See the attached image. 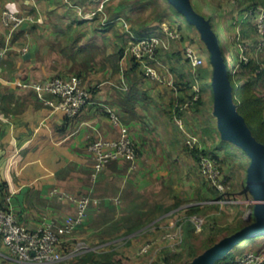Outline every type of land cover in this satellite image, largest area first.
Returning <instances> with one entry per match:
<instances>
[{
  "label": "crops",
  "instance_id": "obj_1",
  "mask_svg": "<svg viewBox=\"0 0 264 264\" xmlns=\"http://www.w3.org/2000/svg\"><path fill=\"white\" fill-rule=\"evenodd\" d=\"M56 1L0 0V93L3 98V105L0 108V198L4 206L11 209L19 221L31 230L46 225L59 228L63 225L66 216L79 214L78 205L71 197L87 196L90 198L87 214L77 229H82L85 237L96 233V235L101 234V241H108L109 237L105 235H109L107 233L110 229L116 232L123 228L125 231L133 230L153 219L163 218L161 214L168 208L181 204L179 194L176 191L169 194L167 190V172L160 170L159 165L154 166L156 157L161 165L166 163L165 156H168L170 148H177L181 140L188 148L192 144V150L199 148L214 152L216 147L217 153L220 149L228 150L230 144L236 146L238 150H243L249 162L247 161L246 183L241 184V189L243 195L247 196L248 202L253 203L250 201L251 191L248 185L252 160L240 145L225 137L222 132L215 109L211 81L212 66L210 68L207 65L209 69H205L209 72V76L201 78V68H204L206 63L195 72L194 68L184 60L183 50L186 46L180 49L178 47L176 51L170 50L160 57L163 59L165 55L168 59L175 60L174 57L178 58V54L181 53L182 58L179 60L186 62L188 78L174 74L175 87L169 85V76L163 80H153L137 73L136 68L130 72L134 66L133 60L137 59L129 51L126 40L121 43L122 35H118L119 40L116 38L114 40L115 50L112 55L115 60H111V54L108 55L110 57L107 60L113 64L104 60L91 61L88 57L84 59L87 52L93 56L91 51H96L97 47L103 51L101 45L103 43L97 39L98 37H94L99 32H95V29L88 30L89 24L100 21L97 30H100L101 34H111L113 27L117 26V23L113 22L114 17L123 10V3L118 4L117 10H114L111 3L114 0H61L68 4L69 11H73V23L78 22L75 30L77 35L72 43L71 41L69 43L57 36H63L64 31H56L61 34H56L51 29L47 31L50 23L49 13L55 10ZM233 1L248 5L253 0ZM102 2H104L103 11H100L99 6ZM40 3L45 4L48 9L47 14L43 15L39 11ZM80 8L86 14L97 12L98 18L80 16ZM4 10L23 17V24L13 28L12 22L8 25L4 23L2 20ZM201 15L205 18L204 14ZM240 17L241 14L236 19L239 23ZM206 19L217 36L223 57L220 34L213 27L211 18ZM105 20L108 23L103 25ZM238 21L234 23L237 24ZM249 22L251 21L243 22L247 25L243 30L241 28L237 30L236 26H233V33L242 30L244 39H249L255 47L259 37L249 38L252 35L248 27ZM153 26L143 25L136 31L140 35H145ZM89 34L93 35L87 37ZM78 35L82 36L83 40L85 38V41L82 40L76 49L80 40ZM178 43V41L174 42L175 45ZM234 46L238 48L236 44ZM196 48L199 50L197 45ZM70 53L73 55L71 58ZM55 54L59 57L65 55L66 59L63 64L61 63L60 71L76 74L68 76L69 78L79 76L89 68L91 70L97 68L110 77L104 81V84L108 85L101 86L104 90L109 88V91L107 93L99 91L96 97L93 96L88 107L74 118L44 104L39 100L36 91L28 86L32 81L50 79V76L57 71L58 66H51ZM223 60L225 62L224 58ZM131 61L133 66L129 69L127 67L126 70L125 67L129 66ZM112 68L117 72L115 73L117 80L112 75ZM118 79L122 85L116 82ZM177 81L191 83L185 91H180L177 89ZM203 83L212 88L214 107L212 115L215 121L207 115L209 98L205 97V94L202 97ZM156 86L162 87L159 89L161 91H157ZM197 86L202 92L201 102L197 104H193L191 100L186 102L188 95L197 92ZM167 87L170 89V95H166L163 90ZM119 89L126 93L123 95ZM144 99H148L149 103ZM148 110L153 111L150 117H146ZM111 113L120 116L119 124L114 122ZM123 127H127L138 145L139 158L136 168L132 169L127 159L110 160L104 167L98 168V160L89 149L91 141L99 137L118 139ZM214 127L217 128V133L214 132ZM169 129H172V134ZM218 134L221 136L219 140L224 141L227 146L217 141ZM169 156L172 161L178 160L174 154ZM203 187H198L196 196L202 192L208 198L196 205L237 204L233 202L236 200L231 198L233 195L220 193V196L214 199L208 187ZM196 188L194 185L193 194ZM252 215L255 216L254 213ZM248 224L237 227L235 231L232 229L226 231H233L230 234L232 235ZM260 235L264 236V232ZM248 241V238L239 240L228 252L237 248L245 249ZM217 260L214 264L219 262ZM0 264H2L1 258Z\"/></svg>",
  "mask_w": 264,
  "mask_h": 264
},
{
  "label": "rangeland",
  "instance_id": "obj_2",
  "mask_svg": "<svg viewBox=\"0 0 264 264\" xmlns=\"http://www.w3.org/2000/svg\"><path fill=\"white\" fill-rule=\"evenodd\" d=\"M110 2V1H109ZM113 4L112 8L114 10H117L118 4L123 3V10L119 13L121 17H124L132 29H137L143 25H162L167 24L172 29H177L182 33V39L179 41L178 44H174L171 47V51L174 52L182 47L184 48L186 45H194L198 46L199 51L201 54L206 58V64L204 68H201V72L206 71L209 69V53L208 50L203 42V40L200 37V34L198 33L197 29L194 26H189L187 24V20L176 10L174 5L169 0H114V2H111ZM110 3V4H111ZM191 3L195 10L199 12L200 14H204L205 18L210 17L213 23V27L216 29V31L219 32V40L220 43H222V50H223V58L225 59V64L227 69L232 73L233 68L235 64L240 60L239 53H240V44H242L244 47H248L251 52L249 51L250 57H254V43L251 44V41L249 39H244L241 31L246 24L242 22L243 20V13L245 10L248 9L247 4L241 3H235L233 0H191ZM38 5V4H37ZM111 6V5H110ZM39 11L44 15L47 14V8L45 7L44 3H40L38 6ZM200 9V10H199ZM67 11V12H66ZM241 14L240 17V23L237 19V17ZM49 19L50 23L47 27V31L49 29L53 30L55 33L56 31H64L63 36L57 35L58 38H63L66 41H72L76 37V24L73 23L74 16L73 11H69L68 4H65L61 0L56 1V8L52 12L49 13ZM238 21L237 24L234 22ZM97 23L89 24L88 30L95 29V32H99L94 36L95 38L99 39L103 44V51L99 50L97 47L96 51H91L93 53V56L90 55V53H86L84 59H87V57L92 61L95 59L96 61L107 60L111 56V60H115L114 56L112 55L115 50L114 40L115 38L119 40L118 35L123 38L121 40V43L125 42L128 44V39L126 35L123 34V30L120 26V24H117V26L113 27L111 34H101L100 30H97V24L100 21H96ZM62 24V25H60ZM248 27L250 28V31L252 35H250V39H254L256 37L257 39V30H255V26L253 22L248 23ZM233 26H236L237 30L240 28L241 31H237L236 33H233ZM86 27V26H84ZM223 31V32H221ZM61 34V33H56ZM95 34V33H93ZM93 34H89L90 37ZM62 36V37H61ZM80 40L78 41L77 48L82 42V36H77ZM231 37V38H230ZM259 37V36H258ZM247 38V37H246ZM85 41V38L83 42ZM232 41V43L230 42ZM235 42V43H234ZM238 46V51L235 48L234 45ZM256 45V44H255ZM76 47V46H75ZM173 49V50H172ZM169 50V51H170ZM168 51V52H169ZM166 52V53H168ZM170 52V53H172ZM165 53V54H166ZM68 54V53H67ZM111 54L110 56H108ZM164 54V53H163ZM64 57L65 55L62 54ZM162 55V54H161ZM160 55V56H161ZM163 62L166 63L169 67H175L174 70H182L184 76L187 77L186 73L188 71V67L186 62L184 63L181 60H178L179 58L174 57L173 59H168L167 56L163 55ZM59 57L57 54L54 55V58L51 60V66L57 67V71L54 72L50 78L55 76H62V77H68L72 75H76L75 73H62L60 71V65L61 63L65 61L66 57ZM70 58L73 57V55L70 53ZM264 58V55L259 57L258 59ZM67 61V60H66ZM174 61V63H173ZM111 62V61H109ZM112 63V62H111ZM132 61L131 64L126 66L128 69L132 67ZM113 64V63H112ZM204 65V64H203ZM202 65V66H203ZM124 66V65H123ZM137 73H140L142 76L144 73L142 72L141 68L138 67ZM211 68V66H210ZM206 69V70H205ZM212 69V68H211ZM104 70V68L102 69ZM106 71V69H105ZM108 71V70H107ZM173 71V70H172ZM112 72L115 76V79L117 80V75L115 73L114 68H112ZM174 73V72H173ZM177 75V73H174ZM232 77L235 79L241 78L240 72L238 73H232ZM82 79V83L85 87L89 88L91 90V95L96 97L99 94V91H103L107 93L109 91V88H101V86L104 84V81H107L110 77L106 75L103 71L97 70V68L92 69L89 68V70L82 72L81 75H79ZM246 76V75H245ZM177 77V76H176ZM188 78V77H187ZM113 79V78H112ZM177 79V78H176ZM212 81V80H211ZM119 85H122L120 79L116 81ZM108 84H104L106 86ZM202 85V84H201ZM200 86V85H199ZM157 91H161L159 89H162L160 86L155 87ZM158 88V89H157ZM96 89V91H95ZM197 90L200 89V87L197 86ZM120 92L124 95L126 91L119 89ZM165 91L166 95H170L169 91L170 89L167 87L163 89ZM258 90L261 94L264 95V81L260 82L258 85ZM203 95L202 97H208V117L211 119L216 120L215 117L212 115V112L214 111L213 107V98H212V88L208 86L207 84L203 83ZM163 92V91H162ZM173 92V91H172ZM138 94V93H137ZM200 96L202 92L200 91ZM92 97L91 100L94 98ZM144 97V96H143ZM207 98V99H208ZM145 100V99H144ZM146 99L145 101H147ZM151 102V101H150ZM149 103V100H148ZM207 103V100H206ZM89 105V104H88ZM88 105L86 107H88ZM145 108V107H144ZM237 108V107H236ZM156 114V111H155ZM153 115V111L150 112L148 110L147 116L150 117ZM212 115V116H211ZM153 121V120H151ZM150 126V124H149ZM153 129V128H152ZM169 132L172 134V129H169ZM150 134H152L150 132ZM219 136V134H218ZM221 136L218 137V142H220L222 145L227 146V144L220 139ZM182 139V138H181ZM181 140V143L176 146L177 148H170V152L168 156H165L166 163L161 165V162L154 158V166H158L160 170H164L167 172V190L169 191V194L173 192H177L179 194V197L181 199V204L177 206H173L172 209L169 211H166L165 213L161 214L163 215V218L156 220L153 219L152 221H147L148 223H144L143 225L135 227L133 230H127L125 231V228L119 230L118 232L114 230H109L107 234L105 235L109 237L107 239L108 241H101L100 236L101 234L93 233L92 235H87V237L83 236L82 229L76 230L74 234L71 236V239L66 242L64 245L65 251H72L74 250L79 243H81L80 248L76 252L75 255H72L69 258H66L62 260L58 264H77V257L79 255H82L84 250L88 251H115V264H167V262L164 260L167 255L172 256L171 253H182V256H177V258L174 257V259H171V262L173 264H200L202 257L204 254L213 246L216 244H219L222 240L227 238L232 231H226L222 238H218L216 242L212 243V237H209L211 232H204L205 229L216 225L217 227H229V229L235 230L237 226H243L245 223L250 222L251 214L254 213V204L249 203L247 200V197L243 195L244 192H242L241 184L246 183V177H247V161L249 162L248 157L244 156L243 152L239 151L236 146H231L228 148V150L220 149L219 152L218 149L215 147V153L219 159H216L218 161V164L221 167V171L223 173L224 178L227 180V189L226 194L233 195L231 197L232 199L236 200L233 202H237V204H230V205H222V204H202V211L200 214H193L203 217L204 224L203 228L199 231H195L194 238L190 241L192 243V248L190 247L188 251L184 252L182 250L181 244L178 245L176 242H171L169 239L165 238V235L168 233H176L181 228L180 225H182L180 222L184 220V218L188 215V208L198 204L202 200H205L206 195L201 192L200 195L196 196L198 194L197 189L198 187H208L210 190V193L212 195H220V192L218 190H214V188L209 185L206 181V175L202 172V166L200 159L197 160L195 156L192 154V148L191 145H189V148L185 145L184 141ZM235 145V144H234ZM209 151V150H208ZM212 152V151H211ZM171 154H174L175 157H178V160H171L170 156ZM239 155V156H238ZM200 157V156H199ZM196 185L195 194H193L192 188ZM192 187V188H191ZM203 187V188H204ZM202 188V189H203ZM228 198V199H231ZM200 205V204H199ZM204 205V206H203ZM247 215H250L248 217ZM234 228V229H233ZM183 230V227H182ZM183 233V232H182ZM185 239L184 233H183V240ZM183 243V241H182ZM66 246V247H65ZM259 247H264V241L261 243ZM87 251V252H88ZM240 251V250H239ZM241 251L247 253V252H254L256 251L254 245H251V247L247 246L241 249ZM171 252V253H170ZM67 253V252H65ZM170 253V254H169ZM184 254V255H183ZM181 255V254H180ZM260 259L264 260V248L259 254ZM0 258L2 261V264H18L16 263L12 256L10 255L7 248H5L2 244L0 247ZM181 258V259H180ZM221 259V258H219Z\"/></svg>",
  "mask_w": 264,
  "mask_h": 264
},
{
  "label": "built area",
  "instance_id": "obj_3",
  "mask_svg": "<svg viewBox=\"0 0 264 264\" xmlns=\"http://www.w3.org/2000/svg\"><path fill=\"white\" fill-rule=\"evenodd\" d=\"M104 2L99 6L103 11ZM79 15L84 18H94L97 12L86 14L82 8ZM2 20L8 25L13 23V28L21 26L24 18L9 10L2 12ZM124 30L129 33V51L134 55L140 64V68L145 76L153 80H163L166 76L169 85L175 87L174 73L160 58V52L169 51L174 42L182 39V33L177 29H172L167 24H162L159 29L151 30L145 35L137 36L132 32L131 26L124 17L117 18ZM253 22L259 41L254 48L255 58L264 55V4L251 7L243 13V20ZM113 22H115L113 20ZM107 24L108 22H104ZM27 50V46L24 47ZM248 47L240 44V60L235 64L232 73L239 72L241 65L248 64L250 57ZM184 60L188 62L196 72L206 62V58L194 45H186L183 50ZM80 76L62 77L55 76L46 81H32L28 86L33 88L40 101L56 111L65 113L68 117L78 116L88 104L91 103V90L85 87ZM199 89L194 97V101L199 99ZM3 105V98L0 93V108ZM116 124L121 122L120 116L111 113ZM1 118V114H0ZM89 149L98 160V168L104 167L110 160L127 159L131 163V168H136L139 158L138 145L131 137L127 127H123L118 139H108L99 137L91 141ZM200 161L202 172L210 181L211 185L220 193H226L227 180L224 178L218 161L208 154H201ZM77 203L79 214L77 216H66L61 227L55 228L50 225L43 226L36 230H31L19 221L15 213L6 208L0 198V245L2 244L9 251L13 260L18 264H58L62 260L75 255L81 243L72 250L65 251L64 245L71 239L77 228L83 223L90 204V198L71 197ZM197 231L203 228L204 219L201 216L190 217ZM176 233H168L166 239L180 245L183 241V225H180ZM66 247V246H65ZM88 250H84V252ZM67 252V253H65ZM260 254V253H259ZM254 252L245 253L235 264H264V260Z\"/></svg>",
  "mask_w": 264,
  "mask_h": 264
},
{
  "label": "water",
  "instance_id": "obj_4",
  "mask_svg": "<svg viewBox=\"0 0 264 264\" xmlns=\"http://www.w3.org/2000/svg\"><path fill=\"white\" fill-rule=\"evenodd\" d=\"M169 1L189 23L194 25L208 50L212 66L215 109L224 136L240 145L252 160L248 185L251 191L250 201L254 203V214L257 220L210 248L200 262V264H214L217 259L224 257L239 240L264 232V144L251 135L233 104L228 70L217 36L209 21L195 10L191 0Z\"/></svg>",
  "mask_w": 264,
  "mask_h": 264
},
{
  "label": "trees",
  "instance_id": "obj_5",
  "mask_svg": "<svg viewBox=\"0 0 264 264\" xmlns=\"http://www.w3.org/2000/svg\"><path fill=\"white\" fill-rule=\"evenodd\" d=\"M259 4H264V0H253L252 2H250L247 5V7L249 9V8L255 7ZM117 15L118 16L114 17V21L117 24H120V26L123 30V34L126 35V37L128 39V44H129V41H130L129 33L127 31H125L122 24L119 21H117V18L121 17L119 14H117ZM94 18L97 19L98 18L97 15ZM187 24L190 27L194 26L193 24L189 23L188 21H187ZM103 25H106V24L103 22ZM160 26H161L160 24L153 26L149 31L159 29ZM131 30H132V32H134L135 35L141 36L140 34H138L139 32L136 31L135 29L131 28ZM166 52H168V51L163 50L159 54L161 55V54L166 53ZM180 54L181 53L178 54V58H182V54H181V56H180ZM161 60L163 61L162 58H161ZM133 61H134V64H133L134 66L130 69V72L132 70H134L135 68L139 69L138 67H140V64L137 62V60L134 59ZM173 63H174V61H173ZM208 65L211 66L210 61H209ZM174 68L175 67L171 66V69L173 70L174 73L176 72L180 77L185 78V76L181 70H174ZM239 72H240L242 77L235 79L234 77H232L233 76L232 73L228 70L230 84H231V96H232L233 104H235V106L237 107V111L242 116V118H243L247 128L249 129L251 135L253 137H255L259 142L264 144V95L261 94L258 90L259 83L264 81V58L254 59V57H253L248 64L243 63L241 65ZM200 74H201V78H206L209 76L208 71L201 72ZM190 83H191L190 81H187V83H185V81L184 82H178L177 81V89L180 91H185L186 88H188L190 86ZM196 94H197V92L196 93L194 92V93L188 95L186 102L188 100H191L193 104L194 103L195 104L200 103L201 102L200 101V97H201L200 95H199V99L197 101H194V97ZM179 110L177 111V114L179 113ZM214 132H216V133L218 132L216 127H214ZM242 152H243V150H242ZM212 153H214V152L208 151L207 149L197 148V149L192 150V154L195 156V158H197V160L200 159L199 156L201 154L212 155L215 159H219V157L216 154H212ZM243 154H244V152H243ZM206 181H207V183H209V185H211V183L208 179H206ZM215 189L216 188H214V190ZM246 194H248V193L246 192ZM219 196L220 195H218V196L213 195L214 199L218 198ZM202 208H203L202 205H193V206L189 207L187 210L188 215L184 218V220H182L180 222L183 225V233L185 236L183 243H181V246H182L181 249L184 250L183 253L188 251L190 247L192 248L193 244L190 243V241L194 238V236H195L194 233L196 231L193 222L190 220V217H192L193 214H200V212L203 210ZM169 210H170V208H168L166 211H169ZM255 220H256L255 216L252 215L249 223H252ZM239 226H237V227H239ZM227 229H229V227H220V226L217 227L216 225H213V226L205 229L204 232L205 233L209 232V231L211 232L210 233L211 235L209 237H212V243H213V242H216L218 240V238L223 237L224 232ZM248 239H249L248 246L251 247V245H254V247L256 249L255 253L259 254L262 251V249L264 248V247H259L261 245V243H263V241H264V236H261L260 234H256L254 236L248 237ZM241 249L237 248L234 251L227 252L224 255V257L217 260L219 262H217L216 264H235L245 254V252L241 251ZM171 254H172V256L167 255V257L164 258V260L167 262V264H173L171 262V259H174V257L177 258V256H182V253H180L181 255L179 253H175V252L171 253ZM115 256H116V252L113 250L112 251H102V252L92 250V251L85 252L82 255H79L76 259H77V264H115Z\"/></svg>",
  "mask_w": 264,
  "mask_h": 264
}]
</instances>
